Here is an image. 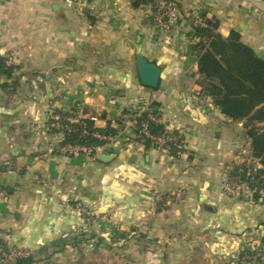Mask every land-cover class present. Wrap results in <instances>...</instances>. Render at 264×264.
I'll return each instance as SVG.
<instances>
[{
    "label": "crops",
    "instance_id": "crops-1",
    "mask_svg": "<svg viewBox=\"0 0 264 264\" xmlns=\"http://www.w3.org/2000/svg\"><path fill=\"white\" fill-rule=\"evenodd\" d=\"M173 2L178 19L160 30L132 0H0V56L15 66L0 74V264L18 246L29 264H264L243 260L264 236V200L221 187L249 139L200 94L191 48L201 16L264 57V0ZM137 52L160 67L157 88L140 83ZM139 99L177 131L180 155L137 141L129 116L92 155L57 151L50 110L102 130ZM176 187L183 202L152 204ZM77 203L106 218L85 222Z\"/></svg>",
    "mask_w": 264,
    "mask_h": 264
},
{
    "label": "trees",
    "instance_id": "trees-1",
    "mask_svg": "<svg viewBox=\"0 0 264 264\" xmlns=\"http://www.w3.org/2000/svg\"><path fill=\"white\" fill-rule=\"evenodd\" d=\"M140 4L151 5L154 13V0H132L133 6L137 7ZM218 25L219 21L216 18H205L204 26L194 25L193 37L196 40L191 48L197 58L199 74L197 83L200 94L210 97L212 103L220 108L222 114L234 122H242L244 133L250 139L251 157L259 162L257 166L253 164V161L247 160L233 163L230 168L225 170V180L259 189L264 187V57L259 56L252 47L244 43L239 32L231 29L227 36H223L217 30ZM14 68V65L6 64L5 58L0 56V74L11 78ZM11 83L16 84L15 81H11ZM3 85L7 86L8 84L4 83ZM139 101L141 104L145 103L142 99ZM147 110L148 108L141 111L135 128L136 140L142 142L146 147L152 145L148 138L138 132V129L139 121L145 116ZM54 111L61 115L77 117L73 110L65 111L55 108ZM124 112L131 114L134 111L127 108L124 109ZM80 121L85 124V131L81 123H65L66 121H63L71 129L65 130V137L60 144L101 145L104 141L92 137L93 130L112 136L119 132L118 129L109 125L110 122L107 128L101 130L93 125L90 118L81 117ZM149 129L153 133L165 131L162 124L153 122L150 123ZM173 133L177 134V131L174 130ZM179 149H181L180 143L170 145V153L173 155ZM238 197L244 198L245 196ZM259 198L257 190L250 196V199L254 201H258ZM260 240H264V236ZM4 250L3 248L1 251ZM244 252L248 259H253L254 250H245ZM11 262V264H29L32 259L17 257Z\"/></svg>",
    "mask_w": 264,
    "mask_h": 264
},
{
    "label": "built area",
    "instance_id": "built-area-1",
    "mask_svg": "<svg viewBox=\"0 0 264 264\" xmlns=\"http://www.w3.org/2000/svg\"><path fill=\"white\" fill-rule=\"evenodd\" d=\"M155 4V11L153 13V22L157 28L160 30H169L171 25L175 23L178 19V11L175 3L173 0H154ZM196 24H199L201 26L205 25V18L198 16L195 20ZM147 110L145 116L141 118L139 121V129L138 132L142 134L144 137L148 138L150 141V144L154 146L155 148L159 150L169 151L170 145L173 144H181V139L177 134L173 133V130H171L168 125L169 123L165 122L164 116L160 113L159 110L150 108L149 106H146V102L144 104H141L140 102H137L136 104L131 106V111H134L131 114H128V112H121L119 113L114 119L110 120L109 125L113 128H116L118 130H121L123 128L122 122L126 121L128 116L130 119L133 120V124L137 123V118L140 116L141 111ZM79 116H69V115H61L60 113H57L54 111V109L50 110L49 112V124L48 128L51 131V133H55L60 136L61 142L64 139L65 136V130H70L71 127L68 126V124L65 123H81L83 124V129L85 131V124L80 121ZM63 121H66L65 123ZM159 123L164 126L165 131L159 132V133H153L149 129L150 123ZM137 127V126H136ZM92 137L104 141L101 145H93L89 143H65L60 144L58 142L57 151L60 154L64 155H70V156H77L80 154L85 155H92L94 152H96V149L98 147H102L103 145L107 144L113 136L110 134H103L100 133L98 130H93L91 133ZM180 148V147H179ZM182 152L179 150L176 151V155H180ZM222 189L230 194L235 196H245L250 197L253 192L256 190L258 191L260 198L264 199V187L256 189V188H250L243 183H233L228 180H223L221 184ZM187 196V190L184 187H176L173 188L171 191H169L166 196L165 195H158L153 199L152 204L157 203L158 201H166L164 199H173L177 202H183ZM164 198V199H163ZM76 208L81 213L83 219L87 223L95 224L97 221L106 218V214H100L97 212H94L91 209H88L87 207L83 206L81 203L76 204ZM250 250L255 251V255L253 256V259L261 258L264 259V240H258L257 242H252L249 246ZM31 251L28 248L25 247H10L3 251L1 253V257L6 258L8 260H12L17 257H30ZM243 260L248 259V256H243Z\"/></svg>",
    "mask_w": 264,
    "mask_h": 264
},
{
    "label": "water",
    "instance_id": "water-1",
    "mask_svg": "<svg viewBox=\"0 0 264 264\" xmlns=\"http://www.w3.org/2000/svg\"><path fill=\"white\" fill-rule=\"evenodd\" d=\"M136 64L140 83L149 88H157L161 72L160 67L149 61L141 52L136 53ZM108 156L100 154L99 158L105 160Z\"/></svg>",
    "mask_w": 264,
    "mask_h": 264
},
{
    "label": "rangeland",
    "instance_id": "rangeland-1",
    "mask_svg": "<svg viewBox=\"0 0 264 264\" xmlns=\"http://www.w3.org/2000/svg\"><path fill=\"white\" fill-rule=\"evenodd\" d=\"M263 56H264V55H263ZM197 79H198V78H197ZM246 137H247V136H246ZM248 139H249V138H248ZM249 142H250V139H249ZM242 157H243V160H247V161H250V162L253 161V164H254L255 166L259 165L258 160H253V158L251 157V151H250V148L247 149V150L245 151V153L242 154Z\"/></svg>",
    "mask_w": 264,
    "mask_h": 264
}]
</instances>
